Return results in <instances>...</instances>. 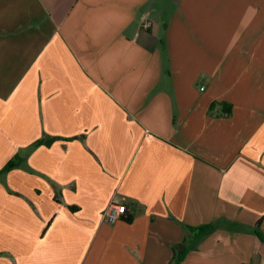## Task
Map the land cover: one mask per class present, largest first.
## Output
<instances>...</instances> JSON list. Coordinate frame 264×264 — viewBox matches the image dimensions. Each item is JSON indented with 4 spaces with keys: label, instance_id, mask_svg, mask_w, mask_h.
I'll use <instances>...</instances> for the list:
<instances>
[{
    "label": "crops",
    "instance_id": "crops-1",
    "mask_svg": "<svg viewBox=\"0 0 264 264\" xmlns=\"http://www.w3.org/2000/svg\"><path fill=\"white\" fill-rule=\"evenodd\" d=\"M0 264H264V0H0Z\"/></svg>",
    "mask_w": 264,
    "mask_h": 264
},
{
    "label": "built area",
    "instance_id": "built-area-1",
    "mask_svg": "<svg viewBox=\"0 0 264 264\" xmlns=\"http://www.w3.org/2000/svg\"><path fill=\"white\" fill-rule=\"evenodd\" d=\"M128 208L126 205H122L119 202L111 203L107 213L106 219L109 224H115L122 217L126 216Z\"/></svg>",
    "mask_w": 264,
    "mask_h": 264
},
{
    "label": "trees",
    "instance_id": "trees-1",
    "mask_svg": "<svg viewBox=\"0 0 264 264\" xmlns=\"http://www.w3.org/2000/svg\"><path fill=\"white\" fill-rule=\"evenodd\" d=\"M17 166H18V163L16 162V160H13L4 167L3 172L10 171ZM124 217H128V212L126 216ZM130 220H131V217L127 219V221H130ZM212 229H213V225H203L197 228H192L191 230L196 234L197 237H201L211 232Z\"/></svg>",
    "mask_w": 264,
    "mask_h": 264
}]
</instances>
